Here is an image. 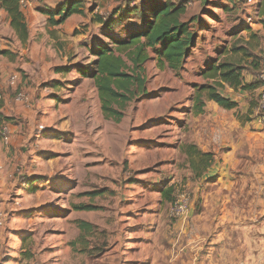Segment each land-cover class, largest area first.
Masks as SVG:
<instances>
[{
    "label": "rangeland",
    "instance_id": "obj_1",
    "mask_svg": "<svg viewBox=\"0 0 264 264\" xmlns=\"http://www.w3.org/2000/svg\"><path fill=\"white\" fill-rule=\"evenodd\" d=\"M63 1L23 6L26 47L0 8V41L10 49L0 53V99L11 117L8 139L0 141V264H263V251L254 247L264 244L258 229L264 221L242 226L236 211L218 218L216 201L206 200L209 185L193 179L183 152L199 131L185 101L207 83L199 75L209 63L224 61L234 45L250 41L246 26L249 17L260 18L257 2L221 0L229 7L224 11L192 1L188 17L198 20L197 47L184 80L170 69L159 71L152 53L146 74L153 94L130 104L125 120L115 123L104 118L93 81L79 69L94 60L91 47L109 41L107 33L118 36L142 24L141 13L127 16L124 8L143 0H85L84 14L53 27L43 12ZM261 69L245 80L259 81ZM161 91V99L153 100ZM258 92H249V116L239 114L242 121H256L247 125V146L236 156L248 165H264V113L254 110ZM207 117L223 116L215 107ZM227 134L236 138L234 130ZM234 174L255 180L253 173ZM255 175L264 182L263 170ZM166 187L174 188L169 203L161 201ZM182 196L187 214L175 218L172 203ZM81 222L94 228L84 231Z\"/></svg>",
    "mask_w": 264,
    "mask_h": 264
},
{
    "label": "trees",
    "instance_id": "obj_2",
    "mask_svg": "<svg viewBox=\"0 0 264 264\" xmlns=\"http://www.w3.org/2000/svg\"><path fill=\"white\" fill-rule=\"evenodd\" d=\"M192 1H199L202 6L213 5L215 8L229 11L228 5L220 3L221 0H143L140 6L133 9L124 8L127 16L141 13L142 24L122 30V34L126 35L125 39H120L119 34L117 37L107 33L105 37L108 42L98 41L90 48V55L94 60L88 67H81L79 74L93 81L106 120L121 123L130 104L148 95L146 64L152 59V53L157 56L160 70L170 69L177 74L183 70L192 51L197 47L198 20L194 15L188 17L189 4ZM229 1L236 5L240 2ZM85 4V0H64L56 9H47L43 13L48 16L49 25L60 26L73 15L84 14ZM261 6L264 7V0ZM0 8L7 13L14 35L22 46L26 47L30 41V30L20 0H0ZM115 16L117 17V14ZM112 28L108 26L107 30L112 32ZM228 53H232L228 59L209 63L202 73L207 83L195 86L191 108L195 116L204 114L207 101L215 102L228 111L236 109L238 104L223 94L226 87L235 91L255 92L261 84L255 79L247 82L245 76H255L254 74L262 68V37L252 34L250 41H244L241 46L234 45ZM3 108L4 101L0 99V141L5 139L4 130L11 121V117L3 112ZM183 148L193 179H202L214 165L216 155L202 151L195 144H186ZM160 192L162 202L173 201V187L163 188ZM80 226L84 231L94 228L87 222H81Z\"/></svg>",
    "mask_w": 264,
    "mask_h": 264
},
{
    "label": "crops",
    "instance_id": "obj_3",
    "mask_svg": "<svg viewBox=\"0 0 264 264\" xmlns=\"http://www.w3.org/2000/svg\"><path fill=\"white\" fill-rule=\"evenodd\" d=\"M255 1L257 2L255 4L256 5L255 8L257 9L256 13L259 14L260 18L258 21H256L255 20L256 18L250 15L252 18H254L255 22L250 24V27L247 28V30H249L248 39H250L252 34H255V35H259L264 40V7L261 6L263 0H258V1L255 0ZM45 3L49 4L47 1H45ZM58 6L59 5H57L55 9ZM131 27L132 26H130L129 28ZM10 29L14 34V31L12 30L11 26ZM119 35H120L119 37H121L120 39L126 38L125 37L126 35L122 34V31L119 33ZM7 50L10 49L6 45L3 44L0 46V53L1 52L3 53V51H7ZM153 56L154 55L151 54V58H153ZM156 57L157 56L155 55L154 58ZM187 65L188 64L186 62L183 70L179 74L175 72L177 74L175 75L176 78H178L179 80H184L182 74L187 72L186 69ZM159 71H164V70L159 69ZM203 71L200 73L199 76H202ZM0 73L2 72L0 71ZM251 81H247V82H251ZM229 89L231 92L233 91L234 93L233 94L231 93L230 97L227 98H230L231 100L236 102L238 104V107L234 110L228 111L219 107L215 102L207 101L205 108L207 114L204 116L206 118L203 117V114L197 117L192 116L194 117L195 122H199V131L195 134V142L193 144L197 145L204 152H212L216 155V161L214 165L209 169L207 174H205L204 177L200 179V181L206 182V184L209 185L208 189L205 192L206 200L213 198V201H216V205H217L216 210L219 215L218 218L226 219L230 213H235L236 211V214L234 215V220L235 219L239 220L242 223V226H250L251 228L253 224L256 225L255 222L264 221V197H262L264 195V182L258 180L257 176L255 175L256 171H262V170L264 171V165H255V164L248 165L247 163H242V160L240 158H236V156L239 157L242 156L241 151H243V149L247 146V144H244V141L246 138H248V136L246 135L251 133L248 131L249 126L247 125H252L256 121H250V120L242 121L239 118V114L248 115L251 109V103L250 100H248L249 92L241 91V90L235 91L231 88ZM177 90L178 89L173 90L174 93H176V95H178L179 93V92L177 93ZM256 91H259L258 92L259 95L260 88H258ZM153 92L154 91L148 90L147 96L152 95ZM163 93L164 92L162 91L158 92V94L154 96L153 100H160ZM190 96L185 101L186 108L184 109L185 110L189 109L191 111L193 104L192 101L193 94H191ZM142 100H144V98ZM187 104H189V106H186ZM215 107H218L223 117L222 118L210 117L208 119L207 115L209 113V110ZM175 108L176 107H173V110H175ZM228 114H232L231 117L229 118L226 117V119H224V116ZM179 115L181 114L179 113ZM125 118L123 120H125ZM210 120H213L211 121V125L215 126L212 128L213 131H209L210 124H208V122H210ZM159 121L160 119H156V122ZM177 122L178 120H173V122H169V123L170 125L172 124L176 126ZM180 122L181 121H179V123ZM242 124L244 126H247V128H244V126L242 127ZM258 124L260 123L258 122ZM229 129L231 131L234 130L233 135L236 138H233L232 136L227 134V130ZM242 144L244 145L242 146ZM247 171L249 173H253L255 180L250 181L244 178L236 179L234 172L248 173ZM245 177H248V175H246ZM231 208L233 209L232 212H231ZM205 215L207 216V213H205ZM258 229L260 233H264V222L262 223V225H260V227H258ZM254 248H256L255 250H258V252L263 251L264 253V244L262 246L258 245ZM262 258L264 259V254L262 255ZM250 264H259V263H250Z\"/></svg>",
    "mask_w": 264,
    "mask_h": 264
},
{
    "label": "built area",
    "instance_id": "obj_4",
    "mask_svg": "<svg viewBox=\"0 0 264 264\" xmlns=\"http://www.w3.org/2000/svg\"><path fill=\"white\" fill-rule=\"evenodd\" d=\"M30 0H20L21 6L23 7L24 5H27L29 3ZM37 1V0H35ZM249 3H252L253 0H248ZM248 22L249 24L254 23V19L252 17L248 18ZM2 45L1 41H0V46ZM16 77L13 76L11 78V82L12 84L15 82ZM259 82L261 83L260 86V93L258 95V108H254L255 111L258 112H263L264 113V61L262 64V69H261V73L259 75ZM264 116V115H263ZM260 123H264V117L259 119ZM5 139L7 140V136H6V129H5ZM186 197L182 196L180 200L175 201L172 205H173V209H172V215L175 218H182L187 214V201L185 200Z\"/></svg>",
    "mask_w": 264,
    "mask_h": 264
}]
</instances>
